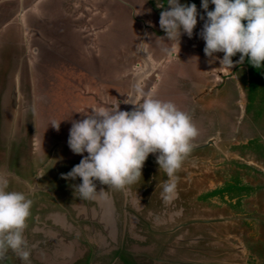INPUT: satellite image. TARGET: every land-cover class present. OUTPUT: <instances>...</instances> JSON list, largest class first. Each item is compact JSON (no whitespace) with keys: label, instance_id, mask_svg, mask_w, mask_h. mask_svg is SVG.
<instances>
[{"label":"rangeland","instance_id":"rangeland-1","mask_svg":"<svg viewBox=\"0 0 264 264\" xmlns=\"http://www.w3.org/2000/svg\"><path fill=\"white\" fill-rule=\"evenodd\" d=\"M28 2H33V5L28 6L27 16L24 20V22H27V24H25L28 38L26 49L29 55L28 57L25 56V58H22L28 65V69L24 70L23 68L22 70L24 71L23 77L27 80L26 86L29 93L28 96L31 97L28 101L30 102L28 107H31V109L27 112V117L25 116L24 118L25 129L22 130V135L27 132L26 126H28L29 135L25 141L32 143V146L36 145V143L38 144V134L34 133L35 136H31L35 130V122L37 121L38 128L43 133V136H45L44 134L46 131H49L48 133H52L53 136L57 137L56 139H59V141L63 140V143L65 142V144L68 145L69 137L65 136L64 133L67 132V134H69L73 121L84 119L85 114H90L92 110L100 111L114 108L125 110L124 105L123 107H118V105L124 104L128 99L131 93V83L134 74L145 66L140 58L139 49L136 50L139 41L137 42L135 36H133L134 27H137L131 20L133 12L131 11L132 14H130V9L121 8V5L124 7L126 4L132 3V1L126 0L125 3L120 0H28ZM146 5L152 6L150 2ZM30 7L32 9L35 7V10L30 9ZM51 7L55 8V13L50 10ZM115 7H119L120 10L116 11ZM127 7L130 8V6ZM121 9H123L122 13H120ZM43 13L48 18V22L44 23L41 20L39 22L36 21L35 18H39V14L41 15ZM15 14L16 12L14 11L11 21L16 22L14 26L20 27V23H17L18 18H16L17 16L20 17V15H18L19 12ZM100 20L102 22H100ZM119 22L124 23V25H121ZM131 23L134 27L130 26ZM140 26L144 28L143 23ZM45 28H48V30L50 29L49 33H51L52 37L47 39L43 38L46 34L43 32ZM161 36L166 37V33L162 29L161 32H149L148 37L153 39L155 37L160 38ZM77 50H81V53ZM79 54L85 58L87 64L92 66L89 71L85 70V68L83 69V60L77 59L76 55ZM218 54L221 58L224 55L223 53ZM42 58H45L46 62L44 61L45 67H42L43 70L41 69L40 71L38 68L42 63ZM151 58L153 66H157L158 68L159 64L163 65L155 72L154 69L152 70L151 79L156 82L155 89H152V91L150 90L151 86L149 85L150 82L148 79L143 80L141 89L144 92L151 93L153 97L174 102L181 110L188 114H192L191 118L197 116L193 117V123L199 130L202 128L200 125L204 126V124H210L213 129H206L207 133L210 134L209 137H215L217 144H219L218 149L209 148L201 153H199V151L191 152L183 161L182 167L177 171V191L180 194L184 192L182 196L185 206L184 209L189 210L188 212L191 213L197 212L196 214L199 215L200 221L210 219L207 217L208 214H210L211 217L216 215V218L222 220L229 219L231 215H229L227 208L213 207L210 209L211 211L208 210L209 213L204 212L207 210L204 207L206 205L201 201L196 204L195 196L212 187L218 186L228 172H233L234 168L229 164L231 161H237L242 164L248 162V164L255 165L259 169H261V167L264 168V161L262 160L264 159V151H259V155L256 156L247 154L244 156L241 149L233 147L250 141H257L258 144H264L262 141V138H264V112L263 117L258 118V116H255L256 114L253 109L249 117H244L242 125L238 124V121L236 125L235 121H233L226 127L222 123L223 120H221L222 126L216 129V127L214 128L216 121L206 122L204 120L205 123H203V121H199V113L197 114L196 110L199 107V96L203 93L205 94V99H209L205 102L206 105L211 103V96L206 90L202 92L199 89V85L187 83L188 80H186V77L183 76L181 72H175L185 59L181 58L179 54L175 56L169 52L167 57L166 55L163 57L167 58V62L164 61L165 59L163 60L164 62H157V59ZM101 60L104 63L106 62L107 70L102 69V71L98 70L94 72L93 69H95L97 65H100ZM238 60L239 58L236 61ZM216 62L217 64H212L208 69L210 73L213 72L214 74L208 75L210 81L209 88L212 89L213 93H218L220 98H226L221 90L218 91V88L222 84V77L219 81L214 72L220 71L221 73H226L231 69L226 66H221L219 60H216ZM77 64L81 66H77ZM23 65L24 67L26 66L25 64ZM238 66L239 64H236L235 68ZM239 68L242 69L244 67L240 65ZM244 70L246 72L248 71L247 68ZM31 80L33 83H31ZM80 97L93 98L90 99L91 104L84 105L80 104L82 102ZM142 99L143 97H140L137 104H139ZM24 107H26V104ZM185 108H187V110H185ZM214 109L211 111L212 113H209L210 118H216L218 112H220V108L217 109L218 112L214 111ZM237 109L239 108L237 107ZM8 115H12L9 120L13 123L16 120V112L9 113ZM222 116L225 117L226 115ZM48 120L50 124H52V122H62L59 131L55 128H50L49 130L51 125H48ZM9 126V132H7L4 123L0 122L1 150H6L9 143L12 146H16L14 138L17 139L19 137L16 136L18 132L16 123ZM199 130L198 136L192 141L193 147L205 145V143H207L206 140L208 139H204V136L199 137ZM35 139H37L36 142ZM34 142L35 144L33 145ZM253 145L255 146V143H253ZM68 151L70 152L71 149H68ZM84 155H87V153ZM50 157L55 158L54 154ZM66 157L72 160L75 163L74 165H78L83 156L74 154L71 151L70 154L64 155V158ZM260 160L263 162H260ZM49 162L51 163V160ZM40 167H42V165ZM52 171L54 172L53 174H55L56 170L52 169L49 163H46L43 169L40 168L34 173L36 175L34 179H41L44 175H48ZM166 179L167 176L163 170L159 171L158 174H156V180L152 181L153 183L149 185L147 191H150V193L153 192V194H160L162 191L161 186ZM262 182H264V177H262ZM23 190L26 191V188H23ZM263 192L260 193L262 199L255 198L252 203H250L249 208L251 211L254 209H261V211L264 212ZM120 217H122L121 213L118 214L117 211L118 223L119 220L121 221ZM228 219L221 223H214V227L217 229L215 230L218 234H214L216 239H213L207 244L212 250H207L210 254H206V256L202 258L201 263L203 261V263L214 262L219 264H254L250 261V257L245 254L243 249L231 251L235 247L228 245V242L234 243L237 247L245 248L246 246H251L248 244L251 243V241L248 240V235L245 233V230L241 229V222H230ZM140 220L142 219L140 218ZM164 224L165 222L161 224L162 232L169 226V224H167L166 227H164ZM36 225L37 223L33 220L30 227H26L25 229V237L27 239L28 236L27 240L31 246L30 257L36 264H48L49 261L52 260L53 254L51 250L54 248L53 245H49V241L51 243L53 242L48 237H46V239L44 238L40 228L42 225H38V227H36ZM125 225L130 228L132 222H126ZM175 225L177 226V224H174V226ZM210 226V224L208 225L204 222L199 223L198 227L193 226L192 235H196L199 232L207 235L215 232L213 229L211 230ZM140 227L143 228L142 226ZM173 229H175V227H173ZM173 231V233H175V230ZM183 231L187 232V229L184 228L181 232ZM261 231L263 242L258 251H255L257 253H254L255 259H259L258 254H264V228H261ZM181 232H176L173 236L179 237V233ZM89 234L91 233H85V235H82L81 238L78 239L79 242L76 241V248L78 249L79 256L83 257L89 249L85 245L87 243L92 246V249L97 248V250L94 249L96 251L95 258L97 261L102 260L104 257L103 255H105L104 251L100 249L104 247L110 252L118 246L117 244V246L113 244L109 245L110 243L107 245H102L101 243L96 244L95 242L90 243ZM151 235L149 233L145 240L148 239L147 241H149L152 237ZM67 236L73 239L75 232L68 233ZM160 238L168 239V236L164 235V237L161 236ZM129 240L130 244L126 247H130L131 245V238ZM151 242H153V239ZM174 244H176V242H174ZM108 245L109 247H106ZM205 245L202 246L200 244L199 246V244L197 245L194 243L193 246H191L192 250L177 253L176 258H185L184 260L186 261L191 260L193 262H198L199 257L201 258V256H199V248L202 249ZM154 247L155 245H150V247L140 250L151 251V249H155ZM46 249L49 251H46ZM131 251L134 253V248L131 249L130 252ZM111 253L107 259L108 264L112 261L110 258L115 255ZM139 253L144 254L146 252ZM14 254L15 253L9 251L5 257L8 255L10 258L17 259ZM141 264L148 263L141 261ZM256 264H261V262L259 261Z\"/></svg>","mask_w":264,"mask_h":264},{"label":"clouds","instance_id":"clouds-1","mask_svg":"<svg viewBox=\"0 0 264 264\" xmlns=\"http://www.w3.org/2000/svg\"><path fill=\"white\" fill-rule=\"evenodd\" d=\"M210 4L214 9L210 10ZM167 5L159 24L168 41L178 39L180 44L183 34L191 38L199 17L204 21L200 32L204 52L212 61L219 60L221 66L232 69L247 59L251 66L264 68V0H202L206 16L200 14L195 3L167 0ZM217 53L224 54L222 59ZM237 54L239 60L234 62ZM136 93L143 99L139 104L126 102L134 105L131 111L92 110L84 119L72 122L68 146L83 159L62 178L82 180L73 185L82 200L107 197V191L97 190L96 181L109 189L136 183L150 154H157L159 169L167 176L161 199L169 204L178 197L176 173L192 150L198 128L174 102L153 97L139 86ZM61 123L52 122L51 127L59 131ZM10 176L9 172H0V264L9 251L23 264H31L25 229L32 200L24 192L9 190Z\"/></svg>","mask_w":264,"mask_h":264},{"label":"flooded vegetation","instance_id":"flooded-vegetation-1","mask_svg":"<svg viewBox=\"0 0 264 264\" xmlns=\"http://www.w3.org/2000/svg\"><path fill=\"white\" fill-rule=\"evenodd\" d=\"M150 2V1H149ZM33 5V2H28V0H0V122H3L5 125V130L7 131L6 126L8 127V123H5L8 121L9 113L16 112V120L24 117L27 115L28 112V104L30 102L29 99V93L27 91V80L23 77V68L28 69V65L23 61L22 58L28 57L29 53L27 52V32L25 30V24L27 22L25 20V17L27 16L28 12V6ZM36 7V6H35ZM34 7V8H35ZM32 9L30 7V9ZM50 10L55 13V8L51 7ZM14 11L16 14L19 12L18 15L20 17L18 18L17 23H20V27L14 26L16 22H12V15L14 14ZM123 12V11H122ZM15 14V15H16ZM35 16V15H34ZM39 18H35L36 21H42L44 23L48 22V18L45 16V14H39ZM36 17V16H35ZM133 20V18H131ZM130 26H133L132 24ZM134 27V26H133ZM50 30V29H49ZM48 28H45V31L43 30L45 36L43 38H50L52 37L51 33H49ZM135 31V27H134ZM26 32V33H25ZM128 33V32H127ZM135 33V32H134ZM51 48V47H50ZM81 53V50H77ZM54 52V51H53ZM76 52V51H75ZM78 60H83V69L90 70L89 64H87L84 57L79 55H76ZM233 61H236L239 58V54L234 56ZM42 63L39 66V70L41 71L42 67H45L44 63L46 62L45 58L41 59ZM45 61V62H44ZM80 62V61H79ZM25 64L26 66L24 67ZM105 64V65H104ZM238 64V63H237ZM23 65V66H22ZM79 64H77L78 66ZM102 65V66H101ZM106 62L100 61V65H97L95 69H93L94 72H97L98 70L102 71V69L107 70L106 68ZM81 66V65H79ZM240 66V64H239ZM238 67H233L231 70L227 71L226 73H221L220 71H215V76L218 77V80L220 81V78L222 77V84L218 88V91L221 90V92L224 94L226 98H220L218 96V93H213L212 89L207 88H199L202 92L204 90L207 91V93L211 96L210 104L206 105V101L209 99H205V94L202 93V95L199 96V107L196 109L197 114L199 113V121H203V123L206 122H213L216 121L214 128L218 129L222 126L221 120L224 126L230 125L233 121H235L237 125H242L244 117L247 118L252 113V110L248 111L249 108V99H248V71L246 72L244 69L247 67L244 65H241L242 69ZM99 68V69H98ZM139 68V67H138ZM238 69V70H237ZM43 70V69H42ZM39 71V72H40ZM209 75H214L213 72H207ZM27 79V76H26ZM31 83L32 80H31ZM33 86V84H32ZM217 86V85H216ZM205 92V91H204ZM208 95V96H209ZM106 96V95H105ZM244 96V97H243ZM246 96V99H245ZM93 98V97H91ZM90 97L82 98V102L80 104H91ZM196 100V99H195ZM22 101L24 102L23 105H14L15 102ZM80 101V100H78ZM197 101V100H196ZM126 102V101H125ZM26 104V109L23 111V107ZM14 105V108L11 109V106ZM125 109V103L118 105V107H123ZM10 110H9V108ZM237 107L239 109H237ZM30 108V107H29ZM215 108V109H214ZM220 108V112L217 111V109ZM20 109V111H19ZM214 109V111L218 112V116L216 118H210L211 111ZM27 110V111H26ZM187 110V108H185ZM22 113V114H21ZM255 113V112H254ZM196 114V115H197ZM40 115V113H39ZM192 116V114H189ZM222 115H226L223 117ZM27 117V116H26ZM197 117V116H193ZM192 117V121L193 118ZM263 117V115H262ZM261 117V118H262ZM198 120V118H197ZM205 120V121H204ZM202 128L199 130V137L202 135L209 137L210 134L207 133L206 129L212 130V126L210 124L208 125H200ZM49 131H46L44 134L45 136L38 133V144L39 145V152H41V156H45L48 158H51V163L49 162V165L52 169H54L58 163L59 159H61L65 154H70L68 149L70 150L69 146L63 143V140L59 141V139H56L57 137L53 136L52 133H48ZM66 132V131H65ZM36 134V133H35ZM65 136L69 137V134L64 133ZM210 141H213L212 145H209L206 150L211 149H218L219 144H217L215 137H211L208 139L205 144H208ZM262 141L264 143V138H262ZM254 141L245 142L241 145H235L234 148L241 149L242 154L244 156L247 155H259V151H261L258 146L255 143V146L253 145ZM36 146V145H35ZM263 151V150H262ZM3 151L0 149V158L3 159L5 162L7 160V156L3 155ZM55 156V158L50 157L51 155ZM55 159V160H53ZM83 157L80 159L82 160ZM261 159V158H260ZM53 160V161H52ZM62 160V159H61ZM67 160V157L65 158ZM264 161V159H262ZM30 161V160H29ZM27 162L26 165H33L32 162ZM260 160V162H263ZM68 162V161H67ZM73 162V161H72ZM232 168H234L233 172H228L225 176V178L222 180V182L216 186L212 187L211 189H208L206 191H203L201 194L195 196V202L198 204L200 201L203 202L206 206L204 212H208V210L214 208H227L229 211V215L231 217L228 219L230 222L239 221L241 222L240 227L241 229L245 230V233L248 235V240L251 241V246L244 247H237L234 243L228 242V245H232L235 247L231 251H239L240 249H243L245 254L250 257V261L254 264L258 263L259 261L261 264H264V254H258L259 259H255L254 253H257L255 251H258L261 243L263 242L262 236H261V228H264V212L257 209H254L253 211L250 210L249 205L252 203V201L255 198H260V193L264 191V182H262V177H264V168L261 167V169L257 168L255 165L248 164V162L242 164L237 161H231L229 163ZM19 169V163L16 164ZM240 179L242 181L241 186H243V192L236 197H231L232 194H230L228 191H224L221 194H214L210 196V193L215 192L219 188L224 187L229 182H232L234 179ZM261 179V180H260ZM117 195H115V206L118 210V214L121 213L119 220V233L117 234V240H118V246L115 249H112L110 252L107 251V248L105 249L103 247L104 254L102 260H96L95 254L97 248L94 250L92 249V246L87 243L85 244L89 249L87 252L82 256L78 255V249L77 243L75 241H72V243H67L70 248L68 249L64 244L57 241H52L51 243L49 241V245H53L54 248L51 250V253L53 254L52 260L49 261L48 264H108V256L111 252L112 255L115 254L112 258H110L112 261L110 264H141L142 262H147L148 264H168L165 261H173L177 262V264H219V263H201V260L203 257L206 256V254H210V250L212 248H209L207 245L210 241L213 239H216L214 237V234H218L216 231L217 229L214 227V223H221L222 221H226L227 219H218L215 215L214 217H211L210 214H208L207 217L210 219L206 220H199V215L196 213L188 212L189 210H185V206L183 204V193L180 195L178 194V197L172 201L169 204H165L163 200L161 199L160 194H150L148 196L147 206L141 205V207L135 206L133 203L129 201V203H125V197L124 194L116 190ZM264 193V192H263ZM129 200V198H128ZM264 201V198H263ZM260 206V205H259ZM133 209L131 210H126ZM126 210V211H125ZM211 211V210H210ZM127 213L126 219L124 214ZM209 213V212H208ZM196 214V215H195ZM94 214H84L82 213L83 217L90 218ZM219 215V214H218ZM147 216V218H146ZM140 218L142 220H140ZM173 218V220H172ZM182 218V219H181ZM137 219L138 223L135 225V233L140 236L134 237L135 233L132 234V226L128 228V231H125L123 228L126 226V222L130 223ZM148 221H147V220ZM165 222L164 227H166L167 224H169L168 227H166V230L162 232L161 224ZM207 223L210 224L211 230L213 229L215 232H212L210 234H201L199 232L196 235H192L193 232V226H199V223ZM174 224H177V226ZM142 226L143 228H141ZM186 226V227H184ZM43 227V226H42ZM175 227V229H173ZM187 229V232H181L184 228ZM54 229V228H53ZM59 229V228H58ZM216 229V230H215ZM55 230V229H54ZM147 230V231H146ZM175 230L179 233V237L173 236L175 233H173ZM64 233V232H63ZM152 236L153 242L149 239V241L145 240L147 238V235ZM165 233V234H164ZM67 233H64V235ZM142 234V235H141ZM168 236V239L160 238L161 236L164 237V235ZM82 235H85V232H82ZM224 235V234H223ZM60 237V235H59ZM81 237V236H80ZM80 237H75L73 239H79ZM103 237L98 236L97 239H102ZM131 238V245L130 247H126L130 244ZM256 239V240H255ZM179 240V242H178ZM79 242V240H77ZM59 242V243H57ZM74 242V243H73ZM129 242V243H128ZM176 242V244H174ZM196 243L197 245L200 244L205 247L202 249L199 248V261L193 262V261H186L185 258L178 259L176 258L177 253L185 252L187 250H192L191 246ZM81 244V243H80ZM85 246L84 244H81ZM150 245L154 246L155 249H151V251H145L140 250L142 248L150 247ZM134 248L133 251L130 252L131 249ZM138 250V251H137ZM208 250V251H207ZM46 251H49L46 249ZM94 252V253H93ZM139 252H146L144 254H141ZM260 253V252H259ZM6 256V255H5ZM144 260V261H143ZM30 261L33 264H36L32 258L30 257ZM2 264H23V262L17 258L13 259L10 258L8 255L5 257L2 261ZM40 264V263H38ZM44 264V263H41Z\"/></svg>","mask_w":264,"mask_h":264},{"label":"crops","instance_id":"crops-1","mask_svg":"<svg viewBox=\"0 0 264 264\" xmlns=\"http://www.w3.org/2000/svg\"><path fill=\"white\" fill-rule=\"evenodd\" d=\"M126 3V0H120ZM132 3L126 4V6H122L121 8H127L130 9V14H132L134 17L133 22L135 27V33L133 36H135V40L138 42L141 37L142 31L145 30L147 37L149 36V32L154 31H160L161 27L159 24L160 20V14L162 11L166 10L168 8L167 0H130ZM150 1V4L152 6L146 5ZM118 3V2H117ZM129 3V2H127ZM182 4H191L194 3V0H181ZM159 5L160 7H158ZM198 11L201 15H205L203 9H202V0H198L196 3ZM127 6H130L128 8ZM163 7V8H161ZM116 11L120 10L119 7H115ZM210 10L214 9V5L209 6ZM122 10L120 13H122ZM132 11V12H131ZM100 22H102L100 20ZM120 23V22H119ZM143 23L142 28L140 25ZM204 21L200 20L198 17V25L197 28L194 31V34L191 38H189L186 34H183L180 38V44L177 40L168 41L166 37L161 36L160 38H153L151 39L148 37V55L150 57H153L154 59H157L158 61H166L167 58H163L165 55L167 57L168 52L172 53V55L178 56L180 55L181 58H184V62L181 63L178 70H175V72H181L183 76L186 77V80H188L187 83H192L194 85H199V88H209V79L207 72L209 67L212 66V64H217L216 61H212V58H209L205 55L204 48H205V42L200 37V32L202 31ZM121 25H124V23H120ZM132 24V23H131ZM126 25V24H125ZM129 25V24H128ZM151 36V35H150ZM163 37V38H162ZM165 38V39H164ZM139 45L136 47V50H138ZM165 53V55H164ZM167 53V54H166ZM216 56L220 57L217 53ZM240 56V54H239ZM221 58V57H220ZM235 58V57H233ZM153 59V60H154ZM206 59V60H205ZM222 59V58H221ZM163 61V62H164ZM156 63V62H155ZM163 64H159L158 68L162 66ZM157 66H154V72L158 69ZM152 69V70H153ZM175 73V74H176ZM180 74V73H179ZM181 76V75H180ZM154 77V76H153ZM152 78V71L150 74L144 79L149 80L150 90L155 89L156 82L151 79ZM184 80V79H183ZM193 85V86H194ZM24 102L17 101L14 103V105H23ZM9 108V107H8ZM13 108V105L11 106V109ZM10 110V108H9ZM12 115L9 116L11 118ZM26 116V115H25ZM25 116L20 118L21 120L25 121ZM43 117V116H42ZM18 119V120H20ZM50 120V119H49ZM48 120V122H49ZM16 121V120H15ZM14 121V122H15ZM36 121V120H35ZM6 121L5 123H8L7 132H9V128L11 123ZM48 125H51L50 122ZM34 126V121H33ZM25 127V126H24ZM52 127H49V130ZM25 129V128H23ZM27 132L22 135V132L20 134L18 133L16 136H19L17 139L14 138V141L16 142L15 145L8 144V148L6 150H2L3 155L6 156L7 152V160L4 162L3 157L0 158V172H9L11 173L10 179H9V190H15V191H21L25 194L29 195L32 200V208L31 213L35 211V213H38L43 210H45V206H49V202H54V195H56V191L54 190L56 187L65 184V179L62 178L64 174L68 173L74 166L75 163L72 162V160L68 159L65 160L64 156L59 159L58 165L54 168L56 170L55 174L54 172H50L48 175H44L41 179H34L36 175L34 174L37 170L40 168L43 169L44 165L46 163H49L51 158L41 156V152H39V146L35 142L33 143L34 146H32V143L26 142V138L29 135V129L26 128ZM34 130V129H33ZM34 133H39L43 135V133L38 128L37 121L35 122V130L31 136H35ZM22 135V136H21ZM204 136V135H202ZM211 137L204 136V139H210ZM207 141V140H206ZM203 143V142H199ZM206 149L199 150V153L205 151ZM1 155V154H0ZM30 160V161H29ZM65 160V161H64ZM69 160V161H68ZM32 162L34 165H26L27 162ZM39 161V162H38ZM68 161V162H66ZM14 162V163H13ZM38 162V163H37ZM17 163H19V169L17 167ZM42 165V167H40ZM35 175V176H34ZM54 175V176H53ZM150 173L143 172V177H147V179H150ZM74 183V182H73ZM72 183V184H73ZM22 186V188H21ZM23 188H26V191L23 190ZM184 194V192H182ZM180 195V193H178ZM76 197V200L74 197ZM60 198V197H59ZM67 198L69 202L72 203V201H77V198H80L79 193L71 192L68 190L67 192ZM66 199V198H65ZM81 199V198H80ZM64 200L61 198V201ZM107 202L110 203V199L105 198ZM101 201V200H100ZM35 206V207H34ZM107 206L109 207L108 203ZM36 208V210H35ZM39 213V214H41ZM94 216V215H93ZM84 219H90L92 220V216L90 218L83 217ZM59 235V234H58Z\"/></svg>","mask_w":264,"mask_h":264},{"label":"water","instance_id":"water-1","mask_svg":"<svg viewBox=\"0 0 264 264\" xmlns=\"http://www.w3.org/2000/svg\"><path fill=\"white\" fill-rule=\"evenodd\" d=\"M138 49H139L140 58L144 62L145 66L143 69L135 73L132 78L131 93L128 99L126 100L127 103H131L135 101V103L137 104L139 102L140 97L137 96L136 89L138 86L141 89L144 78L147 77V75H149L152 69L154 68L152 58L147 53L148 38L145 30L142 31L141 33ZM133 108L134 105L125 104L126 111H131ZM25 109L26 107H23V111ZM30 109L31 107L30 108L28 107V111ZM15 123H16V129L18 131L17 134L18 133L20 134V132H22L24 128L25 122L24 120L20 119V120H16L11 124L14 125ZM26 128H28V126H26ZM212 144L213 141H210L208 144L193 147L191 152H196L205 149ZM191 152L189 154H191ZM156 155L157 154L149 155L142 170V172L150 173L151 175L150 179L141 176L136 183L127 186L124 189H115V188L109 189L107 185H103L99 181H96L97 190L107 191L106 198L111 200L110 203L107 202L105 198H97L95 200H82L80 198H77V201H72V203L67 201L68 190L71 192H75L73 185H78L82 183V180L80 178H77L76 180H65V184H62L54 189L56 191V195L53 196L55 200L54 202L52 201L49 202V206H45L46 209L43 210L42 213L41 211L38 213H35V211H33V213H31V216L27 221V228L30 227V224L34 220L35 223H37L36 227H38V225L43 226V227L41 226L40 228H41V232H43V236L45 239L46 237H48L52 241L58 240L59 242L64 244L68 249L70 248V246L67 243H72V241L76 242L78 240V239H72L70 236H67L68 233L75 232V237H80L82 236L83 231L85 233H91L89 234L90 243L95 242L96 244L101 243L102 245H107L108 243H110L109 245L118 244V240H117V234L119 233V229H118L119 225L117 221L118 210L116 209L115 206L116 202H114L115 201L114 197L115 195H117L116 190H118L119 192L121 191V193L124 194L126 204L129 203L130 201L131 204L133 203L137 207H141L142 204L143 205L146 204L147 206V201H148L147 198L150 194L153 193V192L150 193V191L148 192L147 189L149 185L153 183L152 181L156 180V174H158V172L160 171L159 165L156 162ZM61 198H63L64 200L61 201ZM74 198L76 200V197ZM107 203L109 207L107 206ZM126 210L128 211L130 209L126 208ZM82 213L86 215L93 213L94 216H92V220L84 219ZM124 216L126 219L127 213H125ZM136 223H138V220L134 219L132 221V230H131L132 234L136 232L135 231ZM123 229L125 231H128L127 226H124ZM63 232L67 234L64 235ZM58 234L60 235V237ZM98 236L103 237L102 238L103 241H101V239L100 240L97 239ZM136 236H140V235H137L135 233L134 237ZM109 245L106 247H109ZM14 255L16 258H19L16 254ZM165 262L168 264H177V262H173V261H165Z\"/></svg>","mask_w":264,"mask_h":264},{"label":"trees","instance_id":"trees-1","mask_svg":"<svg viewBox=\"0 0 264 264\" xmlns=\"http://www.w3.org/2000/svg\"><path fill=\"white\" fill-rule=\"evenodd\" d=\"M200 1V0H199ZM198 0H194V3L196 4ZM246 23V22H245ZM244 66L247 67L248 70V99H249V108L248 111L253 110L255 111V116H258V118L262 117L264 112V68H255L251 66L250 63H248L247 59L245 60ZM257 141H254L252 143H256ZM258 148L260 150L264 151V144H261L258 142L256 143ZM242 181L238 179L232 180V182H229L224 187L219 188L215 192L210 193L211 195L214 194H221L224 191H228L231 195L230 198L233 196H239L243 192V186H241Z\"/></svg>","mask_w":264,"mask_h":264}]
</instances>
